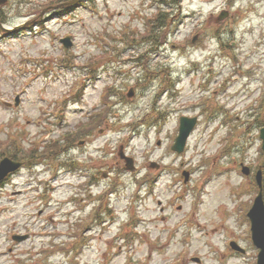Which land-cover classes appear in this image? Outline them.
<instances>
[{"label": "rangeland", "instance_id": "1", "mask_svg": "<svg viewBox=\"0 0 264 264\" xmlns=\"http://www.w3.org/2000/svg\"><path fill=\"white\" fill-rule=\"evenodd\" d=\"M62 1L0 7L8 29L39 20L0 32V142L12 140L0 157L23 163L0 184V264H254L243 213L255 189L240 164L264 165V151L259 128L247 127L242 148L230 124L261 106L264 0H79L40 20ZM227 6L233 21L205 34ZM183 115L198 123L176 155ZM152 116L154 127L137 126Z\"/></svg>", "mask_w": 264, "mask_h": 264}, {"label": "water", "instance_id": "2", "mask_svg": "<svg viewBox=\"0 0 264 264\" xmlns=\"http://www.w3.org/2000/svg\"><path fill=\"white\" fill-rule=\"evenodd\" d=\"M7 0H0V4H4ZM1 29V28H0ZM66 47H69L70 44L67 40L63 41ZM187 126L181 125L180 120V128H179V134L175 140V144L172 147V150L181 153V151L184 148L186 138L192 129L195 120H189L187 122L186 120H183ZM262 138L264 139V134L262 135ZM128 161V169H132V166H130L131 161L130 159H127ZM20 166L19 163H13L7 158L2 160L0 162V180L6 177V175L10 172L15 171ZM187 178V175H185ZM248 217L251 222V232H252V240L254 245L259 248L260 252L258 255V262L257 264H264V204L262 201L261 193L257 196L255 199L254 205L249 211ZM26 237H19L17 238L18 241L24 240Z\"/></svg>", "mask_w": 264, "mask_h": 264}, {"label": "flooded vegetation", "instance_id": "3", "mask_svg": "<svg viewBox=\"0 0 264 264\" xmlns=\"http://www.w3.org/2000/svg\"><path fill=\"white\" fill-rule=\"evenodd\" d=\"M183 18L185 19L186 17H183ZM210 19H214V24L212 23V20H210ZM209 21H210V23H209ZM209 21H208V27L205 28L204 33H205V34H206V33L211 34V36L214 37L215 32H216V30L218 29V28H216L215 26H216V25L221 26V20L218 21V18H214L213 15L210 14ZM181 23L183 24V21H181ZM213 25H214V26H213ZM220 29H222V28H220ZM198 36H200L199 33H197V37H198ZM212 83H213V80L210 82V84H209V89H208V90L211 89V87H212Z\"/></svg>", "mask_w": 264, "mask_h": 264}, {"label": "trees", "instance_id": "4", "mask_svg": "<svg viewBox=\"0 0 264 264\" xmlns=\"http://www.w3.org/2000/svg\"><path fill=\"white\" fill-rule=\"evenodd\" d=\"M3 17H4V15L2 14V12H1V10H0V21H1V22H4V21H3ZM11 145H12V144H11ZM11 145L9 144V146H11ZM9 156L12 157L13 159L18 160L17 155H15V153H14V154H10Z\"/></svg>", "mask_w": 264, "mask_h": 264}]
</instances>
